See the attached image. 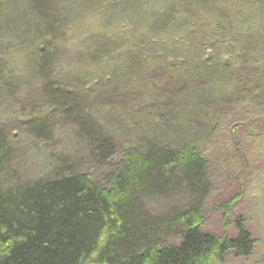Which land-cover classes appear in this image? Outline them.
Segmentation results:
<instances>
[{
  "label": "rangeland",
  "instance_id": "obj_1",
  "mask_svg": "<svg viewBox=\"0 0 264 264\" xmlns=\"http://www.w3.org/2000/svg\"><path fill=\"white\" fill-rule=\"evenodd\" d=\"M28 1L0 0V130L12 150L0 172V190L53 180L66 172L88 174L103 186L118 169L123 148L144 143L138 137L146 124L145 112L163 104V92L172 89L171 84H159L170 71L163 65L154 68V55H147L168 37L153 21L154 12L171 0H50L48 10L62 25L56 39L46 33ZM235 4L223 30L191 36L189 59L226 54L229 62L219 70L214 88L232 92L208 121L212 129L197 135L208 160L210 184L202 201V228L232 238L240 220L255 240V250L244 258L228 254L223 264H264V92L254 91V84H264V5L258 0ZM184 29H176V36H186ZM53 44L56 59L53 55L50 76L44 78L40 49L54 52ZM132 45L147 56H136L134 66H124L131 59L121 54ZM50 79L69 89H85L75 98L79 118L45 94ZM88 129L113 136L117 155L102 159L93 153ZM192 202L184 189L175 196L142 200L157 220L187 210ZM169 242L177 245L179 240Z\"/></svg>",
  "mask_w": 264,
  "mask_h": 264
},
{
  "label": "trees",
  "instance_id": "obj_2",
  "mask_svg": "<svg viewBox=\"0 0 264 264\" xmlns=\"http://www.w3.org/2000/svg\"><path fill=\"white\" fill-rule=\"evenodd\" d=\"M236 1L171 0L154 12L153 27L160 25L168 37L147 55H154V68L163 65L170 71L159 84H171L175 92L165 89V102L145 112L146 124L138 137L144 143L123 148L118 169L103 186L93 183L88 174L66 172L53 180L0 190V264H223L228 254L238 258L253 254L255 240L240 220L232 238L202 228V201L210 184L208 160L197 135L212 129L208 121L220 113L232 92L220 93L214 88L219 70L229 62L226 54L189 59L191 36L201 30H223L222 25L231 22ZM258 1L264 5V0ZM28 2L36 18L45 23L46 33L56 39L62 25L48 10L51 1ZM247 7L253 9V5ZM50 18L51 23H46ZM182 27L186 36H176L175 30ZM53 45L54 52L40 49L44 78H49V64L58 50ZM137 47L125 48L121 55L132 62L125 60L124 66H134L136 56H147ZM180 52L185 57L175 54ZM60 83L50 79L43 87L45 94L79 118L75 98H81L85 89H69ZM254 86V91L264 92V84ZM87 131L93 153L102 159L117 155L113 136ZM11 155L7 137L0 130V172ZM183 189L193 199L192 205L165 219H153L142 203L153 196H175ZM167 238L179 242L176 245Z\"/></svg>",
  "mask_w": 264,
  "mask_h": 264
}]
</instances>
